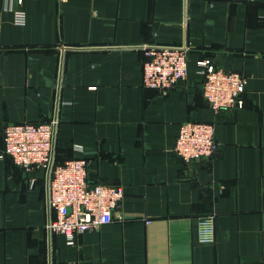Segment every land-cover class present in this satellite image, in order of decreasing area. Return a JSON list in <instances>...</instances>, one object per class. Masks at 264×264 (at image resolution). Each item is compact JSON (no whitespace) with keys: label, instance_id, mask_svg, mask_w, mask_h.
<instances>
[{"label":"crops","instance_id":"1","mask_svg":"<svg viewBox=\"0 0 264 264\" xmlns=\"http://www.w3.org/2000/svg\"><path fill=\"white\" fill-rule=\"evenodd\" d=\"M150 45L186 49L166 92L143 85ZM205 58L246 77L242 106L213 112ZM187 120L215 123L212 157L175 154ZM49 121L53 162L85 158L124 197L68 243L49 228L47 173L1 157L0 264H264V0H0V153L6 124Z\"/></svg>","mask_w":264,"mask_h":264},{"label":"built area","instance_id":"2","mask_svg":"<svg viewBox=\"0 0 264 264\" xmlns=\"http://www.w3.org/2000/svg\"><path fill=\"white\" fill-rule=\"evenodd\" d=\"M21 2L22 0H17ZM24 14L15 11V22L22 23ZM143 85L166 92L187 74L186 49L171 45L144 48ZM204 76L203 93L214 113L242 106V93L247 79L237 71L214 65L209 58L197 61ZM4 151L13 162L30 173L48 175V204L54 212L49 222L52 232L63 234L68 243L76 235L99 228L113 220L114 211L124 197L121 185L90 182L88 161L76 157L53 162L52 122L6 124L3 130ZM213 121L187 120L180 124L174 152L188 163L208 159L218 150ZM214 215L205 214L198 221V239L214 241Z\"/></svg>","mask_w":264,"mask_h":264}]
</instances>
